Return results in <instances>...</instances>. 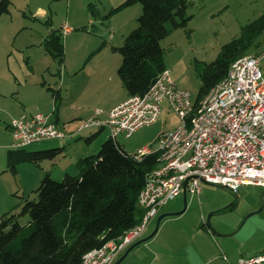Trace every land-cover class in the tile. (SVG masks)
Returning a JSON list of instances; mask_svg holds the SVG:
<instances>
[{
  "label": "rangeland",
  "instance_id": "374dc122",
  "mask_svg": "<svg viewBox=\"0 0 264 264\" xmlns=\"http://www.w3.org/2000/svg\"><path fill=\"white\" fill-rule=\"evenodd\" d=\"M187 15L191 17L185 29L172 30L160 42L164 51L165 68L178 89L186 90L192 99L201 86L198 71L202 63L217 59L221 47L238 38L244 26L264 13V0H187ZM9 12L0 18V217L4 213L18 214L26 200H35L34 191L48 173L54 181H61L65 174L74 176L78 169L76 162L83 157L98 153L101 144L107 140L108 131L104 130L89 144L85 138L98 132L84 130L75 133L78 124L72 126L73 107L79 106L86 111L101 109L105 111L106 100L101 96L102 86L92 83L91 67L87 66L90 55L105 42L102 54L111 55L108 66L119 84V94L125 89L114 70L121 60L113 48L122 46L123 37L137 27V18L141 14L140 5L113 10L124 0H10ZM97 13L90 15L88 6ZM92 20V21H91ZM91 21V22H90ZM70 29V32H69ZM52 31L62 35L64 57L58 63L46 50L44 43ZM69 32V33H68ZM101 50V51H102ZM115 54V55H114ZM264 54V33L261 34L245 55ZM88 59V60H87ZM116 59V64L114 61ZM99 60V59H98ZM94 62V61H93ZM92 63L99 66L101 62ZM260 68L264 73V58ZM60 90L64 98V117L59 129L67 136L34 143L25 147L26 151H44L65 148V154L54 160H44L40 164L21 163L16 173L9 171L6 162L8 149H13L12 138L7 129L9 115L41 114L53 121L52 95L47 88ZM126 95V94H125ZM51 102V103H50ZM22 103L24 106H22ZM47 104V105H46ZM40 106L46 111H41ZM162 113L158 121L136 131L131 138L118 137V142L131 155L141 153L143 149H154L158 137L177 127L179 121L168 108L161 106ZM187 196V206L194 204L177 217L181 221L170 223L181 233L189 232L194 223H198L200 207L205 213L204 223L212 211L210 206L231 205L232 211H224L210 217L211 233L226 231L228 241H242L258 230H264V188L257 186H236L222 189L200 183V193ZM225 203V204H224ZM182 194L159 210V215L143 233L149 236L156 225L157 218L166 210L178 206L183 209ZM248 209H253L247 212ZM261 209V210H260ZM252 214L250 217L249 215ZM28 216L18 219L21 225L28 222ZM203 225V224H202ZM203 227V226H202ZM215 241L217 237L213 238ZM218 241V240H217ZM215 243V242H214ZM123 254L118 258V260Z\"/></svg>",
  "mask_w": 264,
  "mask_h": 264
},
{
  "label": "trees",
  "instance_id": "16d2710c",
  "mask_svg": "<svg viewBox=\"0 0 264 264\" xmlns=\"http://www.w3.org/2000/svg\"><path fill=\"white\" fill-rule=\"evenodd\" d=\"M10 4V0H0V18L9 12ZM137 4L141 7L137 27L124 37L121 47L113 48L121 57L116 73L128 96L143 95L167 70L160 42L172 30L185 29L191 19L187 0H124L113 10ZM88 8L90 15L96 17L91 5ZM263 33L264 13L244 26L238 38L223 45L217 59L202 63L195 105ZM44 46L59 64L63 62V39L58 31L47 36ZM105 46L103 42L90 57ZM47 89L57 117L60 90ZM99 133L88 136L85 142L89 144ZM64 153V147L44 151L8 149L7 168L16 173V166L21 163L38 165ZM138 155L129 154L108 137L98 153L76 162V175L65 174L61 181H54L46 173L34 191L35 200H26L18 214L7 212L0 217V264H81L87 252L117 240L138 225L144 215L138 206V195L146 175L157 166L159 153ZM236 204L234 201L218 213L232 211ZM23 216L29 218L25 225L18 222Z\"/></svg>",
  "mask_w": 264,
  "mask_h": 264
},
{
  "label": "built area",
  "instance_id": "2783aa9c",
  "mask_svg": "<svg viewBox=\"0 0 264 264\" xmlns=\"http://www.w3.org/2000/svg\"><path fill=\"white\" fill-rule=\"evenodd\" d=\"M263 58L264 54L236 59L197 105L165 70L143 95L128 96L106 112L95 109L78 125L77 134L107 130L108 137L118 142L119 136L129 139L139 129L155 124L163 103L179 121L158 137L154 149L138 153V157L159 153L158 164L146 175L138 195V206L144 210L141 222L117 240L87 252L81 264H113L120 252L141 238L159 210L182 194L185 182L186 192L192 195L200 193L201 181L228 189L264 188ZM8 130L13 149L67 136L41 114L15 116ZM235 264H264V252L240 257Z\"/></svg>",
  "mask_w": 264,
  "mask_h": 264
},
{
  "label": "crops",
  "instance_id": "0c3cea01",
  "mask_svg": "<svg viewBox=\"0 0 264 264\" xmlns=\"http://www.w3.org/2000/svg\"><path fill=\"white\" fill-rule=\"evenodd\" d=\"M105 50H107V48L96 53L91 58V60H89L87 66L90 65L91 67L90 77H92V83L97 84L98 86H102L101 96L106 100V103L104 104L106 112L112 107L123 102L128 97V95L126 92V95L123 93L119 94L116 90V88L119 90V84L117 83L115 76L112 75V68L108 66L109 62H111V55L108 53H106L105 55L102 54ZM95 61H100L101 65L92 66L96 63ZM120 62L121 60L118 62V65H115L114 70L117 71ZM114 64H116V59L114 61ZM64 101L65 100L61 95V103L59 106L57 117H55L54 115L55 118L52 121L56 123L58 127H60V124L62 122L63 124L66 123L65 121L67 120V118L64 117ZM22 106H24L23 103ZM40 110L46 111L47 109H43V107L40 106ZM72 111V126L89 119L93 115V110L86 111L84 109H81L79 106L73 107ZM15 116H18V114H14L13 112L11 113V115H9L8 124L10 120ZM193 204L194 199H192L191 203L187 206L186 196V206L188 210H190ZM222 206L223 204L210 206L209 209L206 210L207 212H217ZM199 207L200 214L198 223L196 222L192 224V226L189 228V232L185 231L183 234L177 228L170 225V223L181 221L183 219L182 217L174 218L172 220H164L163 218L160 221L158 231L153 236V238L133 248L120 264H235L237 259L240 257H252L264 252V230H258V232L253 233L250 237L247 236L245 239H242V241H228L226 240V238H230L232 237V235H225L226 231L215 232L213 230L211 233L208 230L211 227L207 226L203 222L205 213L202 209V206ZM252 210L253 209H248L247 212H250ZM179 211L180 207L175 206L169 210L164 211L162 214L176 213ZM158 215L159 212L156 217ZM156 217L150 222V226L154 224ZM215 235L218 241H215L213 239ZM142 237L143 236H141V238ZM128 247L117 255L114 263L122 254L125 253Z\"/></svg>",
  "mask_w": 264,
  "mask_h": 264
},
{
  "label": "water",
  "instance_id": "95a60500",
  "mask_svg": "<svg viewBox=\"0 0 264 264\" xmlns=\"http://www.w3.org/2000/svg\"><path fill=\"white\" fill-rule=\"evenodd\" d=\"M201 183H202V184H205V185H209V186H216V187H219V188H222V189H227V188H224V187H222V186H217V185H212V184L206 183V182H204V181H201ZM186 194H187V192H186V182H185V183H184L183 192H182V196H183V204H184V205H183V209L180 210L179 212H176V213H166V214H162V215H160V216L157 218L156 225H155V228H154L153 232H152L149 236H147L146 238L140 239V240L136 241L135 243H133L132 245H130V246L128 247V249L125 251V253L123 254V256H122L119 260H117L114 264H120V263L125 259V257L128 255V253H129L133 248H135L136 246H138V245H140V244H142V243H144V242L150 240L151 238H153V236L157 233L158 228H159L160 221H161L163 218H165V217H170V216H179V215L183 214L184 211H185V209H186ZM235 201H236V200H235ZM236 202H237V201H236ZM224 208H226V207H224ZM222 209H223V208H222ZM220 210H221V209H220ZM260 210H261V209H260ZM218 211H219V210H218ZM218 211H217V212H213V213H211V214L208 215V217L206 218V222H205V224H206L207 226L210 227V222H209L210 217L213 216V215H215V214H217ZM251 215H252V214H250L249 217H250Z\"/></svg>",
  "mask_w": 264,
  "mask_h": 264
}]
</instances>
